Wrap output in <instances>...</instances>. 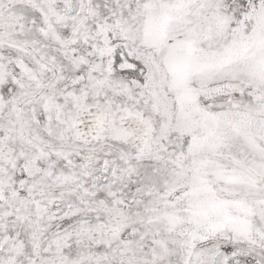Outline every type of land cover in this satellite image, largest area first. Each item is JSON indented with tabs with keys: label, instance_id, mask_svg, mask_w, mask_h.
I'll list each match as a JSON object with an SVG mask.
<instances>
[{
	"label": "snow or ice",
	"instance_id": "6c2138e0",
	"mask_svg": "<svg viewBox=\"0 0 264 264\" xmlns=\"http://www.w3.org/2000/svg\"><path fill=\"white\" fill-rule=\"evenodd\" d=\"M0 264H264V0H0Z\"/></svg>",
	"mask_w": 264,
	"mask_h": 264
}]
</instances>
